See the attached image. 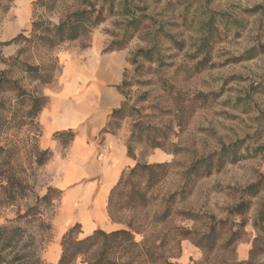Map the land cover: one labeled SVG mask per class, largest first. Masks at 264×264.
Listing matches in <instances>:
<instances>
[{
    "label": "rangeland",
    "instance_id": "374dc122",
    "mask_svg": "<svg viewBox=\"0 0 264 264\" xmlns=\"http://www.w3.org/2000/svg\"><path fill=\"white\" fill-rule=\"evenodd\" d=\"M103 7V22L75 41L51 49L6 44L19 34L29 37L33 22L56 25L71 13ZM212 13L219 36L203 49ZM134 18L137 31L129 24ZM262 46L264 0H0V59L6 61L0 60V70L26 91L46 97L41 112L55 105L58 111L85 113L79 126L65 132L72 130L75 138L88 132L97 106L87 91L99 81L104 91L120 95L114 109L125 101L126 111L133 112L115 123L119 129L110 127V134H124L126 146L134 121L141 120L163 145L153 150L130 144L135 162L167 165L158 170L159 183L146 190L144 206H124L126 187L112 217L106 208L137 243L110 253L116 264H264V231L258 225L264 210V52L257 53ZM251 49L256 57L246 60ZM139 50L153 51V60L138 57L133 64ZM14 59L39 67L52 82L33 81L9 66ZM125 79L132 85L121 95L116 87ZM0 104V148L5 149L0 165L13 167L30 186L24 197L8 203L0 178L2 264H52L54 249L61 252L64 233L76 225L63 231L57 221L62 191L52 186L50 166L71 143L63 146L54 132L58 145L47 148L54 157L36 165V149L47 150L40 143L41 112L30 121L28 107H16L9 91L0 93ZM235 144V155L222 154ZM211 155L209 175L191 171ZM254 185L251 194L247 189ZM49 189L55 191L50 204L40 200ZM242 202L248 207L239 216L232 209ZM212 231L213 243L206 239ZM76 232L84 238L80 225ZM100 244L74 264L96 258Z\"/></svg>",
    "mask_w": 264,
    "mask_h": 264
},
{
    "label": "trees",
    "instance_id": "16d2710c",
    "mask_svg": "<svg viewBox=\"0 0 264 264\" xmlns=\"http://www.w3.org/2000/svg\"><path fill=\"white\" fill-rule=\"evenodd\" d=\"M112 5L110 1V6ZM215 13H212L205 24V29L207 31V37L203 44V49L208 45V42H211L214 39V36H219L216 33L218 32V26L216 25L217 18ZM106 18L104 13V7L98 10L92 9L84 11H77L75 13L69 14L65 19L61 20L58 24H43L41 22H33L32 31L29 34V37H25L23 34H19L16 38L12 39L6 44H17V43H29V44H40L44 47L51 49L56 46L62 45L64 43H69L71 41H75L81 37L86 36L93 28L99 26L100 23ZM221 18V16H219ZM134 31L138 30L139 20L137 21L135 18L131 20L129 23ZM228 24L226 21L225 25ZM228 29V28H227ZM230 30V29H229ZM125 43V42H123ZM124 45V44H123ZM123 45L121 47H123ZM120 47V49H121ZM151 50L143 51L139 50L138 53L134 56L136 60H133L132 63H137V58L142 57L147 61H152ZM264 52V46L260 47L257 53ZM255 49H251L243 55L246 60H251L256 57ZM1 62H5V60L0 59ZM12 63L9 65L10 67H18L21 69L29 78L33 81L37 80L43 85H48L52 82V79L49 75H45L42 73L37 66H30L26 62H22L19 60H12ZM137 70V67H136ZM132 85L131 81L124 80L121 85L117 86V91L122 95H126L124 89L126 87H130ZM3 91H9L12 93L15 99V106L18 107L20 105H24L28 107L26 113V118L30 121H34L36 117L40 114L41 110L46 104V97L42 96L38 92H28L23 89L22 86L19 85L18 82L12 81L4 76V72L0 70V93ZM3 104H0V107ZM127 102H123L122 106L119 109H113L112 113L105 124V127L102 130V134L111 133L110 127H114L115 129H119L115 127V123L119 120H122L126 115L133 116L132 110L129 109L130 112H127L128 109ZM135 111V110H133ZM137 113V111L135 112ZM132 132L127 140V155L135 160L134 150L131 143L141 144L144 143L150 149H157L158 147H163L160 142H157L156 137L151 135V129L148 127L143 121H134L132 125ZM1 129V124H0ZM1 132V131H0ZM55 137L60 138V142H62L63 146H67L71 141L75 138V133L71 131H59L55 132ZM61 137L63 140H61ZM237 144L228 147L223 150V155L230 153L231 155H235L237 151ZM5 153V149L0 148V158L2 154ZM222 154L220 156H222ZM54 157L53 153L50 150H38L36 149L34 153L35 164L38 166H43L47 161L51 160ZM213 155L209 156L206 159L197 161L191 170L193 173L199 171V175L203 177L209 175L214 166ZM216 165L221 163V158L218 157L216 160ZM136 165L129 170L127 174H124L120 177L118 184L111 190L108 196V205L107 209L111 216V209L113 207L118 206V200L121 195H123L124 188H128V192L126 194V202L125 207L134 208L136 206H144L145 205V192L150 187L159 183L162 178V175L158 173L160 168L165 167L166 163L159 164H147V163H139L135 162ZM4 164L0 165V178L2 180L3 186L1 187L2 194L5 200L8 203H13L17 199H20L26 195V190L30 188V186L19 179L13 167H4ZM159 174V175H158ZM257 190V185L251 186L247 189V191L253 194ZM51 193H55L52 189H49L47 194H45L40 200L50 204ZM248 205L245 203L238 204L232 211L236 212L237 215L243 216L246 213ZM112 217V216H111ZM258 225L264 231V210L258 218ZM79 227V224L73 226V228L66 231L62 237L61 241V257L57 264H74L78 256H86L91 252V249L97 246L99 243V255L92 259L87 264H116L109 257L110 253L118 250L126 251V249H133L137 247V243L134 241L133 233L128 230H118L113 231L108 234L103 233L100 230H95L92 232L90 236L79 239L77 236L76 229ZM213 234L214 231L210 235L207 236V241H211L213 243ZM3 263V259L0 255V264ZM170 264V263H166Z\"/></svg>",
    "mask_w": 264,
    "mask_h": 264
},
{
    "label": "crops",
    "instance_id": "0c3cea01",
    "mask_svg": "<svg viewBox=\"0 0 264 264\" xmlns=\"http://www.w3.org/2000/svg\"><path fill=\"white\" fill-rule=\"evenodd\" d=\"M87 94L94 96L97 107L92 112H95L93 116L96 119L91 121L88 132L76 136L69 148L62 154L57 153L50 163L52 186L62 191L57 221L63 231L79 224L83 237L90 236L95 230L107 234L123 230L107 215L108 196L124 171L136 165L135 160L127 155L124 134H102L108 114L121 102L120 95L114 91H104L99 81ZM97 96H100L98 102ZM87 116L79 111H58L55 105L45 108L39 118L43 130L41 146L54 148L58 145L52 140L54 132L77 127ZM104 148H107L106 152ZM53 252L50 262L57 264L61 252L58 248Z\"/></svg>",
    "mask_w": 264,
    "mask_h": 264
},
{
    "label": "built area",
    "instance_id": "2783aa9c",
    "mask_svg": "<svg viewBox=\"0 0 264 264\" xmlns=\"http://www.w3.org/2000/svg\"><path fill=\"white\" fill-rule=\"evenodd\" d=\"M107 148H104V151L106 152Z\"/></svg>",
    "mask_w": 264,
    "mask_h": 264
}]
</instances>
